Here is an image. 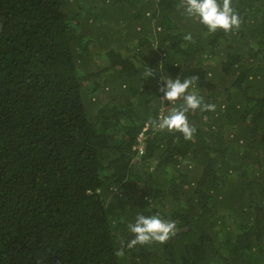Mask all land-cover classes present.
<instances>
[{"label":"trees","instance_id":"1","mask_svg":"<svg viewBox=\"0 0 264 264\" xmlns=\"http://www.w3.org/2000/svg\"><path fill=\"white\" fill-rule=\"evenodd\" d=\"M232 6L0 0V264H264V0ZM162 75L216 105L191 140L149 124ZM141 214L176 235L128 248Z\"/></svg>","mask_w":264,"mask_h":264},{"label":"clouds","instance_id":"2","mask_svg":"<svg viewBox=\"0 0 264 264\" xmlns=\"http://www.w3.org/2000/svg\"><path fill=\"white\" fill-rule=\"evenodd\" d=\"M181 7L188 17H198L200 22L208 28L209 32L223 30L231 32L238 30L242 20L232 6V0H181ZM183 39L188 42L193 41L190 33ZM147 77L155 76V73L149 69ZM163 85L159 91L163 94L161 97L165 102L173 105L177 101H183L179 106H174L168 114L160 116L157 120H150L156 130H167L168 132H179L185 140H191L194 137L196 129L190 125L187 113L189 111H215L216 105L205 103L202 96L194 91H189L198 81L197 76L186 77L183 81L176 79L160 77ZM146 130V128L144 129ZM142 146L140 150L142 151ZM140 151V154L142 152ZM129 231L134 234V238L127 242V247L132 248L136 245H148L152 243L166 244L177 233L175 221L164 220L159 215H138L134 223L128 225ZM117 256H123V248L117 250Z\"/></svg>","mask_w":264,"mask_h":264},{"label":"rangeland","instance_id":"3","mask_svg":"<svg viewBox=\"0 0 264 264\" xmlns=\"http://www.w3.org/2000/svg\"><path fill=\"white\" fill-rule=\"evenodd\" d=\"M194 31V30H193ZM124 42V41H123ZM116 46V45H115ZM93 49L95 50V47H93ZM124 55L126 56L127 55V50L124 52ZM143 146V144H142Z\"/></svg>","mask_w":264,"mask_h":264}]
</instances>
